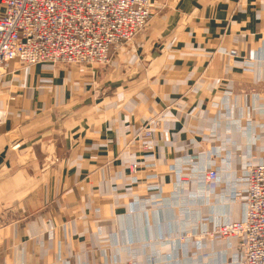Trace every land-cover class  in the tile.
Here are the masks:
<instances>
[{
  "label": "crops",
  "instance_id": "obj_1",
  "mask_svg": "<svg viewBox=\"0 0 264 264\" xmlns=\"http://www.w3.org/2000/svg\"><path fill=\"white\" fill-rule=\"evenodd\" d=\"M5 70L0 264H235L203 232L264 158V0H153L108 66Z\"/></svg>",
  "mask_w": 264,
  "mask_h": 264
},
{
  "label": "built area",
  "instance_id": "obj_2",
  "mask_svg": "<svg viewBox=\"0 0 264 264\" xmlns=\"http://www.w3.org/2000/svg\"><path fill=\"white\" fill-rule=\"evenodd\" d=\"M0 6V79L6 65L15 61L25 66H108L153 16L152 0H0ZM142 137L147 141L144 149L153 152L152 130L146 129ZM221 173L210 170L206 183L216 182ZM243 173L244 221L217 223L203 236L237 239L235 264H264V158L259 164L248 163ZM232 199L237 200V194Z\"/></svg>",
  "mask_w": 264,
  "mask_h": 264
},
{
  "label": "rangeland",
  "instance_id": "obj_3",
  "mask_svg": "<svg viewBox=\"0 0 264 264\" xmlns=\"http://www.w3.org/2000/svg\"><path fill=\"white\" fill-rule=\"evenodd\" d=\"M152 3H153V0H152ZM152 11H153V8H152ZM143 31H144V30H143ZM143 31H142V32H143ZM142 32H141V33H142ZM141 33H140V34H141ZM140 34H139V35H140ZM52 65H56V64H52ZM62 65H64V64H62ZM69 66H70V65H69ZM89 67H93V66H89ZM203 235H204V232H203ZM205 236H207V235H205ZM207 237H208V236H207ZM209 238H210V237H209ZM210 239H214V238H210Z\"/></svg>",
  "mask_w": 264,
  "mask_h": 264
}]
</instances>
